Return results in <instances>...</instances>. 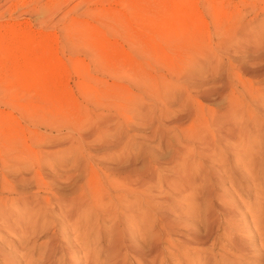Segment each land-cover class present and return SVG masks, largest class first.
<instances>
[{
    "label": "rangeland",
    "instance_id": "374dc122",
    "mask_svg": "<svg viewBox=\"0 0 264 264\" xmlns=\"http://www.w3.org/2000/svg\"><path fill=\"white\" fill-rule=\"evenodd\" d=\"M248 25L251 30L257 28L258 40L255 35L239 36ZM260 40L264 44V0H0V157L8 152L2 149L26 147L39 152L43 157L38 176L43 179V172L50 176L55 171L58 175L75 174L77 160L94 150L89 152L94 161L124 171L113 176L119 195L117 210L131 216L132 227L140 222L135 210H150L177 220L188 210H199L203 197L198 189L184 193L181 185L174 186L181 183L176 175L189 166L192 157L188 152L186 160L184 153L178 162L170 159L172 148L184 139L172 128L173 121L188 122L187 106L195 105L189 99L184 102L182 85L198 84L191 92L206 96L201 105L211 111L223 107L225 98L218 93L222 84L209 81L200 85L206 74L197 63L206 56L223 57L225 64L219 65L217 72L224 79L239 73V65L264 72V62L245 61L246 47L261 44ZM261 78L264 81V75L250 81L255 84ZM169 141L172 146H168ZM237 143L236 139L230 146ZM52 148L59 153L49 160L44 150ZM63 155L69 159L54 160L64 159ZM148 163L158 168L153 170V182L147 187L153 191L147 193L150 199L146 202L142 194L128 188L125 177L129 167L131 175H142ZM99 180L94 183L96 191L101 183L107 185L104 178ZM59 182L63 190L73 187L72 178ZM225 186L229 187L227 182ZM253 199V190L240 188L234 194L241 209L252 205ZM110 205L105 199L104 209ZM199 206L201 209L203 203ZM48 217L54 219L53 215ZM73 220L61 225L70 239L74 234L68 228L77 222ZM220 225L224 226L222 218ZM39 231L35 257L50 236L45 229ZM219 232L218 240L228 243ZM141 247L148 252L149 243L141 242ZM30 250H22L21 260L31 256ZM159 251L161 254L152 255H160L156 263L182 261L172 247L160 245ZM101 257H106L105 253ZM131 257L127 256L126 264H139ZM247 261L250 259L238 264Z\"/></svg>",
    "mask_w": 264,
    "mask_h": 264
},
{
    "label": "bare ground",
    "instance_id": "6f19581e",
    "mask_svg": "<svg viewBox=\"0 0 264 264\" xmlns=\"http://www.w3.org/2000/svg\"><path fill=\"white\" fill-rule=\"evenodd\" d=\"M243 29L241 33L238 30L241 38L255 35L254 38L259 39L260 36L256 38L259 33L257 31L256 34L257 28L254 31L248 25V30ZM228 38L227 41H230ZM253 44L246 47L245 61L252 64L264 62V44L262 41L261 44ZM215 54L214 51V57ZM210 57L200 58L201 61L197 60V56L194 58L199 61L197 64L201 66H198L202 67L206 74L205 81L200 85L219 81L222 86L218 93L221 97L224 96L225 105L211 111L207 105H201V101H206V96L191 92L195 86H199L198 84L182 85L185 93L184 97L182 96L185 100L183 101L189 99V102L191 100L195 105L187 106L188 122L183 120L187 122L186 125L179 120L178 123L173 121L172 126L174 130L177 128L180 131L184 141L179 140L176 147L172 148L171 161L182 160L183 153V159L185 154L187 157L192 156L191 159L188 158L191 163L187 159L190 164L185 166V170L182 169L183 172L175 169V173L178 172L176 179L181 183L174 186L181 185L179 189L184 188V193L192 190L196 192L197 189L199 193L202 192V200L197 206L199 210H188L177 220L158 216L150 210H135L141 225L138 223L137 227H132L131 216L121 214L117 210L119 195L113 176H118L124 171L118 172L115 167L94 161L89 153L94 150L86 152L88 156L84 157L85 161L83 158L84 163L77 160L75 174L71 172L58 175L55 171L51 172L53 176H50L43 172L44 178L41 179L38 176L42 172L39 160L43 155L26 147L2 149L8 151L0 157L2 264H126L127 256H132L139 264H163L154 262L160 255H155V259L152 257L155 253L161 254L160 245L175 249V256L181 257L182 261L177 259L180 263L184 262L183 264H238L244 259H250L246 264H264V81L262 78L255 81V84L250 81L264 75V72H252L239 65V73L233 74L232 79L229 76L224 79L220 72H217V67L225 64L223 57ZM188 78L190 82L191 79ZM236 139L239 143L231 147L230 143ZM168 146H172L171 142ZM44 151L48 159L59 153L55 148ZM63 157L64 159L54 160L62 162L69 159H66L67 156ZM195 157L198 160H195ZM232 158L237 159L235 161ZM148 164L145 173L137 176L131 175V167L127 168L125 177L130 183L128 188L142 194L146 202L150 199L148 192L151 190L147 187L153 182V170L158 168L155 164ZM193 172L195 177L190 178ZM68 178L73 179V187L63 190L59 181ZM102 178L107 185L104 187L101 183L96 191L94 183ZM225 182L229 187L225 186ZM240 188L244 192L253 190L254 193L253 204H248L246 209L239 208L234 201V194ZM105 199L111 202L107 209L103 207ZM201 203L203 207L200 209ZM49 215H53L54 219H50ZM132 217L134 218L133 215ZM73 218H76L77 222ZM221 218L224 226L220 225ZM71 220L76 222L68 228L74 234L72 239L67 236V229L61 226L68 221L71 223ZM43 229L50 232V236L44 250L39 257H35L36 234ZM218 229L222 231L219 232L221 235L227 237L225 240L228 243L218 240ZM251 230L254 233H250ZM256 237L259 238L258 245L255 243ZM141 242L149 243L148 252H144L143 247L139 248ZM26 249H31V256L23 258V261L21 254L22 250ZM102 252L106 257H101ZM180 263L177 261L175 264Z\"/></svg>",
    "mask_w": 264,
    "mask_h": 264
}]
</instances>
